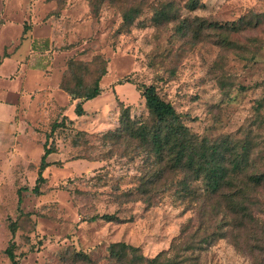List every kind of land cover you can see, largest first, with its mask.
<instances>
[{"label":"rangeland","instance_id":"rangeland-1","mask_svg":"<svg viewBox=\"0 0 264 264\" xmlns=\"http://www.w3.org/2000/svg\"><path fill=\"white\" fill-rule=\"evenodd\" d=\"M5 41L2 110L19 134L5 142L0 250L14 240L20 264H110V245L125 242L152 258L174 244L182 253L178 239L192 221L190 242L219 229L228 236L194 245L191 264H264L263 189L247 195L253 219L240 222L173 189L149 205L136 194L151 160L139 143L109 134L122 106L133 120L149 117L142 91L154 85L192 133L245 143L250 170L264 172V0H0ZM103 68L101 94L77 116L62 83L89 87ZM63 116L74 129L48 140ZM47 140L56 146L47 160L57 164L35 194ZM0 264L11 261L0 253Z\"/></svg>","mask_w":264,"mask_h":264},{"label":"trees","instance_id":"trees-1","mask_svg":"<svg viewBox=\"0 0 264 264\" xmlns=\"http://www.w3.org/2000/svg\"><path fill=\"white\" fill-rule=\"evenodd\" d=\"M191 10L197 8V4L190 6ZM126 21H132L133 15L126 14ZM75 64H70V69ZM106 70L95 79L91 86H69L62 83L61 89L74 97L77 101L75 113L82 116L86 113L83 102L98 97L101 92L100 80L105 76ZM82 85V83H80ZM142 97L145 100L149 117L145 120H133L129 113V107H121L119 114V126L110 136L124 135L127 139L139 143L140 148L147 154L152 165L145 178L137 189V200H142L149 205L153 204L155 195L175 190L182 198L193 196L192 200L202 203L203 207L210 204L213 211L226 214L227 218H235L236 221L253 219L252 202L247 200V195L253 190H264V172L250 170L249 147L244 143L241 147L237 143L223 138L212 141L192 133L178 114L174 106L165 101L159 95L154 85L144 86ZM67 126L74 129V120L63 116L60 121L51 124L48 140ZM86 135L80 130L77 134ZM44 143V153L41 157L38 178L33 188L35 194H40V183L46 182L43 176L45 170L56 165V162L48 161V157L56 151L54 142ZM242 149V151H241ZM174 178H179L177 181ZM170 179L172 181H170ZM163 182L159 183L160 181ZM134 194H126L130 197ZM133 197V196H132ZM20 199L18 210H21ZM210 209V208H209ZM192 221L183 229L178 242H183V252H176L178 245L174 244L168 251L148 258L141 253L140 248L125 242L113 243L109 247L110 264H191L192 247L197 245L200 250L218 239L227 238L228 234L219 229L212 234L202 236L201 242H190L187 235L192 232ZM12 236L15 228H10ZM13 239V237H12ZM17 244L11 240L4 253L11 264H20L15 250Z\"/></svg>","mask_w":264,"mask_h":264},{"label":"crops","instance_id":"crops-1","mask_svg":"<svg viewBox=\"0 0 264 264\" xmlns=\"http://www.w3.org/2000/svg\"><path fill=\"white\" fill-rule=\"evenodd\" d=\"M9 41V40H8ZM6 42H0V49L2 51L6 50ZM1 50H0V53H1ZM7 51V50H6ZM34 55V52L31 51V54H30V58H32ZM0 57H1V54H0ZM29 66L31 67H34V63L33 61H30V64ZM2 67V63L0 61V68ZM29 74L32 72H36L37 69H29ZM24 90V88H22V91ZM6 88L3 87V86H0V153H1V141L4 143L3 144V147H5V142H6V139H7V136L10 135V136H18L19 132H18V128H19V125L15 122H12V120L8 119V117H6V114H5V110H2V108L5 107L6 105ZM21 93V92H20ZM21 95V94H20ZM68 117V116H67ZM6 147L4 148V156L3 158H1V155H0V173L5 171L6 170V166H7V151H5ZM7 150V149H6ZM3 164V169H1V165ZM5 249L3 250H0V253H2L4 256H6V254L4 253ZM5 259V258H4Z\"/></svg>","mask_w":264,"mask_h":264}]
</instances>
